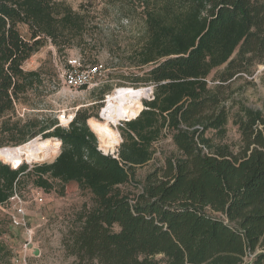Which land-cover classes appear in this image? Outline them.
<instances>
[{
  "label": "trees",
  "instance_id": "trees-1",
  "mask_svg": "<svg viewBox=\"0 0 264 264\" xmlns=\"http://www.w3.org/2000/svg\"><path fill=\"white\" fill-rule=\"evenodd\" d=\"M142 3L145 34L129 66L143 70L134 85L152 86L153 97L120 122L118 150L105 153L88 122L99 115L89 108L67 126L54 112H17L39 109L46 87L44 72L25 61L48 40L60 52L71 48L85 14L57 0H0V134L8 136L0 147L37 137L59 143L54 161L33 167L0 158V205L24 174L48 191L77 182L92 204L77 213L63 244L80 264H264V107L239 102V146L223 141L230 83L264 63V0ZM109 92L103 85L98 106ZM167 133L176 150L138 181V167L155 159ZM131 185L139 191L123 189Z\"/></svg>",
  "mask_w": 264,
  "mask_h": 264
},
{
  "label": "rangeland",
  "instance_id": "rangeland-1",
  "mask_svg": "<svg viewBox=\"0 0 264 264\" xmlns=\"http://www.w3.org/2000/svg\"><path fill=\"white\" fill-rule=\"evenodd\" d=\"M57 1H63L73 9L84 13L85 28L81 34L73 38L74 45L64 52L57 50L52 41L48 40L25 61L24 68L40 69L44 72L46 87L39 104L40 108L31 109L19 105L18 115L26 117L40 114L46 117L45 114L54 112L60 123L67 126L79 108H89L90 112H97L99 115L98 118L96 116L93 118L103 121L100 112L106 106L105 100L103 107L96 104L99 102L97 98L103 85L109 86L111 92L119 87H136L134 84L137 76L133 74L143 72L142 69L129 65L135 62V55L138 54L136 51L141 47L145 34L144 4L142 0ZM22 30L28 35L26 27ZM77 56L88 59L89 62L99 61L105 66V73L100 78V86L72 91L63 85L60 74L66 69V60ZM209 78L212 79L213 74ZM230 86V97L226 103L231 110V116L223 141L237 150L241 133L238 125L234 123V113L238 110L241 101L253 108L264 107V70L253 79L246 76L235 78ZM145 87L152 88V86ZM152 97L153 88L142 102ZM121 121L111 124V127L118 131ZM98 139L99 148L105 153H116L122 141L120 136V142L115 147H111L105 146L99 137ZM0 142H8V136L0 134ZM155 145L157 148L155 159L137 169L138 181L144 180L146 173L152 169L155 162L163 159L165 153L176 150L170 133L165 134ZM58 154L57 149L41 159L28 158L25 155L17 166L22 162L30 167L36 163L52 162ZM0 158L14 167L12 162ZM61 186V183H57L56 188L48 191L34 185L31 175H22L17 192L22 198L28 225L33 228L34 234L30 239L24 227L12 224L9 218L14 206L12 201L0 205V264H80L76 256L67 252L63 239L77 213L85 204L88 206L92 204L91 195L88 191H82L74 181L66 184L63 189ZM123 189L132 190L134 193L139 191L134 185L125 186ZM24 258L26 263H23Z\"/></svg>",
  "mask_w": 264,
  "mask_h": 264
},
{
  "label": "bare ground",
  "instance_id": "bare-ground-1",
  "mask_svg": "<svg viewBox=\"0 0 264 264\" xmlns=\"http://www.w3.org/2000/svg\"><path fill=\"white\" fill-rule=\"evenodd\" d=\"M149 92L150 89L148 87L124 86L107 95L106 106L102 109L103 121L96 118L89 119L91 128L105 146L115 147L120 142V134L111 127V124L114 125L126 118L132 119L138 116L144 107L142 99ZM58 146L59 143L53 139L36 138L19 146L0 147V157L17 166L25 155L28 158L41 159V157L48 156L57 149L59 151Z\"/></svg>",
  "mask_w": 264,
  "mask_h": 264
},
{
  "label": "built area",
  "instance_id": "built-area-1",
  "mask_svg": "<svg viewBox=\"0 0 264 264\" xmlns=\"http://www.w3.org/2000/svg\"><path fill=\"white\" fill-rule=\"evenodd\" d=\"M65 66L66 69L61 72L60 78L63 85L72 91H79L87 87H95L99 85L101 83L100 78L105 73V66L102 63H85L80 56L68 58ZM263 70L264 63L259 64L251 76H246L250 79L256 78V76L262 73ZM10 200L14 203L13 211L10 213L12 224L14 226L24 227L28 237L31 239L34 230L28 225L23 201L17 190H15ZM23 263H26L25 258Z\"/></svg>",
  "mask_w": 264,
  "mask_h": 264
},
{
  "label": "water",
  "instance_id": "water-1",
  "mask_svg": "<svg viewBox=\"0 0 264 264\" xmlns=\"http://www.w3.org/2000/svg\"><path fill=\"white\" fill-rule=\"evenodd\" d=\"M150 90H151V88H149ZM100 117L102 118L103 117V114H102V110H101V112H100ZM125 120H129L128 118H126ZM119 134H120V132H119ZM121 136V135H120ZM37 138H40V137H37ZM13 148H16V147H13ZM14 167H16V166H14Z\"/></svg>",
  "mask_w": 264,
  "mask_h": 264
}]
</instances>
